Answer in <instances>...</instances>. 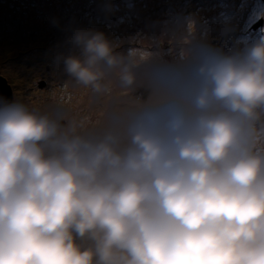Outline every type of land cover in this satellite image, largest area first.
I'll return each mask as SVG.
<instances>
[{
    "label": "clouds",
    "instance_id": "9594fccd",
    "mask_svg": "<svg viewBox=\"0 0 264 264\" xmlns=\"http://www.w3.org/2000/svg\"><path fill=\"white\" fill-rule=\"evenodd\" d=\"M68 31L57 60L70 80L133 85V49ZM220 36L196 42L180 106L134 117L123 136L90 139L0 97V264H264V27Z\"/></svg>",
    "mask_w": 264,
    "mask_h": 264
},
{
    "label": "rangeland",
    "instance_id": "374dc122",
    "mask_svg": "<svg viewBox=\"0 0 264 264\" xmlns=\"http://www.w3.org/2000/svg\"><path fill=\"white\" fill-rule=\"evenodd\" d=\"M39 1L0 0V74L10 81L13 99L62 124L71 121L82 136H123L125 118L130 122L147 114L168 115L189 94L198 40L220 44L226 40L220 36L222 29H229L234 38L264 27L250 25L256 16L264 18V0H253L252 6L247 0H111L119 9L111 14L103 11L102 0H45L59 6L51 18ZM53 18L59 27L53 26ZM71 26L103 31L118 50L133 49V85H122L113 73L104 81L108 90L96 93L70 80L63 70L55 71L62 65L57 56L71 50ZM15 68L23 72L13 77ZM23 77L30 80L18 87Z\"/></svg>",
    "mask_w": 264,
    "mask_h": 264
},
{
    "label": "bare ground",
    "instance_id": "6f19581e",
    "mask_svg": "<svg viewBox=\"0 0 264 264\" xmlns=\"http://www.w3.org/2000/svg\"><path fill=\"white\" fill-rule=\"evenodd\" d=\"M39 4L42 5V6H44V5L46 6V14H48V18L54 17V16L57 14V12H58V8H59V6H58V4L55 3V2H53V3H49V2H47V1H45V0H43V1H39ZM45 6H44V7H45ZM31 7H32V6H31ZM192 7H193V6H192ZM33 14H34V11L30 9V11H29V16H30V18H33ZM107 33H108V32H107ZM106 35L109 36L108 34H106ZM43 58H44V60H45L46 58H48V55L44 56ZM34 67L37 68L38 65H34ZM62 67H63L62 65L55 66V67H54V70H55V71L62 70ZM31 71H33V70H31ZM36 71H37V70H36ZM22 72H23V71H22L20 68H15L14 71H12L13 77H16L17 75H20ZM25 73H26L27 75H29V74H30V70H29V71H25ZM58 75H59V74H58ZM53 77H54V79L58 78V77H57V74H54ZM110 77H111V76H108L107 78L109 79ZM159 78L162 79L163 76H160ZM29 80H30V78H26V77L19 78V79H18V82H17V86H18V87H23V86H24ZM54 82H55V81H54ZM55 83H59V82H55ZM81 100H82V102H85V101H87V97L84 98V99H81ZM126 116H127V115H126ZM129 123H130V122L128 121V118H125L124 125L126 126V128H127V126H128Z\"/></svg>",
    "mask_w": 264,
    "mask_h": 264
},
{
    "label": "water",
    "instance_id": "95a60500",
    "mask_svg": "<svg viewBox=\"0 0 264 264\" xmlns=\"http://www.w3.org/2000/svg\"><path fill=\"white\" fill-rule=\"evenodd\" d=\"M260 21L261 20H259V22ZM256 25L257 23L254 26ZM138 70H140V68ZM0 97H4L7 99H13V91L10 85V81L7 80L2 74H0ZM85 137L90 138V139H101L102 138V137H92V136H85Z\"/></svg>",
    "mask_w": 264,
    "mask_h": 264
}]
</instances>
